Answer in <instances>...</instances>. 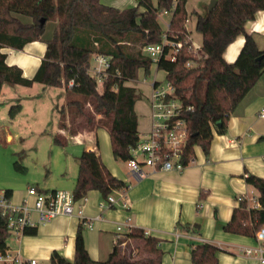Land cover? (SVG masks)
Returning <instances> with one entry per match:
<instances>
[{"label": "trees", "instance_id": "16d2710c", "mask_svg": "<svg viewBox=\"0 0 264 264\" xmlns=\"http://www.w3.org/2000/svg\"><path fill=\"white\" fill-rule=\"evenodd\" d=\"M136 1L135 7L121 10L104 5L102 0H0V95L5 84L32 87L39 83L64 88L67 101L60 112L61 128L66 127L65 117H69L70 123H79L82 118L81 124L90 131L105 129L115 160L128 162L132 158L131 148L140 135L135 110L139 97L137 90L127 83L137 81L141 70L146 75L150 73L153 60L144 54L143 48L162 42L165 31L159 18L171 12L179 0H157L156 4L154 0ZM260 11L264 12V0H217L211 12L197 18V31L204 34L202 49L208 56L203 66L184 68L190 59L184 54L176 63L166 59L159 63V69L169 71L168 80L175 85L177 94L194 106L186 116L187 164L194 158L195 146L209 155L214 131L227 132L229 118L264 74V51L245 28L248 22L256 20ZM48 23H55V29L51 39L44 42ZM175 36L184 39V25L176 24L169 37ZM239 36L245 37V44L237 60L228 63L224 59L225 51ZM34 42H44L46 50L33 77L27 78L20 67L7 63L8 54L3 50L21 51ZM93 54L106 55L113 60L111 77L102 91L88 73ZM71 81L74 85L69 87ZM86 104L91 105V112L85 109ZM21 110V105L12 106L10 117L15 118ZM61 139L56 135L55 144L63 145ZM78 164V178L72 192L75 201L94 190L107 199L115 191L128 189V184L112 175L97 151H84ZM16 167L25 170L18 164ZM246 183L258 192L260 207L253 209L247 199H241L231 221L223 225V231L256 237L264 226V179L248 175ZM8 194L11 195V191ZM205 198L206 194H202L200 202ZM200 207L199 204L198 211ZM176 230L190 236L200 234L198 224L177 223ZM83 232L84 226L80 224L74 262L54 251L50 264L91 262ZM36 234V230L26 233ZM10 236L6 219L0 217V253L8 251ZM124 242L128 243L123 248ZM160 243V239L133 229L119 239L102 264H162L164 253ZM219 251L220 248L212 243L193 245L191 261L193 264H219Z\"/></svg>", "mask_w": 264, "mask_h": 264}, {"label": "crops", "instance_id": "0c3cea01", "mask_svg": "<svg viewBox=\"0 0 264 264\" xmlns=\"http://www.w3.org/2000/svg\"><path fill=\"white\" fill-rule=\"evenodd\" d=\"M180 1L177 3L181 5ZM177 6L175 3L173 20L177 17ZM182 6L185 8L184 4ZM245 28L253 36L264 34V12H258L256 20L248 22ZM41 43H30L21 51L5 48L7 63L20 67L25 77H33L46 50V44ZM244 44L245 37L239 36L225 51L224 59L234 63ZM129 83L127 85L130 86ZM263 108L264 74L229 118L227 132L218 134L214 131L208 156L200 146H195L194 158L183 171L152 172L144 168V175L132 173L128 162L115 160L110 136L105 129L90 131L83 126L84 129L78 132L73 128L74 123L66 122L67 117L66 127L61 128L59 115L54 135L62 138L63 145L55 144V136L51 142L61 147L64 155L46 159L42 163L44 174L41 181H34L32 186L36 185L45 192L72 193L79 173V157L84 151H97L112 175L128 184V189L111 194L116 204L109 209L100 208L108 198L99 191H90L81 203L83 219L59 217L35 229L37 234L34 236L16 237L18 246L14 250L8 247V251L13 255L20 253L25 259H36L39 264L49 262L56 251L74 262L77 229L83 224L85 247L91 261L105 262L114 250L117 236L121 234L124 237L131 230L138 229L161 240L162 264H193L192 246L203 242L220 248L217 254L219 264H260L259 255L245 253L247 249L259 246L256 237L227 233L223 231V225L231 221L241 199H247L249 204L252 198L257 199L258 192L246 183V177L252 175L264 179V119L258 118ZM149 110L148 119L137 114L140 137L146 136L151 129L150 98ZM32 186L24 188L0 183V190L11 191L12 201L20 204ZM202 194H206V198L200 202ZM124 203L128 207H123ZM177 223L198 224L200 234L190 236L178 232ZM118 228H121L120 233ZM128 241L131 242L130 239ZM124 243L123 248L128 242ZM260 245L264 255V243Z\"/></svg>", "mask_w": 264, "mask_h": 264}, {"label": "built area", "instance_id": "2783aa9c", "mask_svg": "<svg viewBox=\"0 0 264 264\" xmlns=\"http://www.w3.org/2000/svg\"><path fill=\"white\" fill-rule=\"evenodd\" d=\"M176 17L168 23L167 30L163 34V40L157 45H148L143 48L144 54L153 60V65L158 71L165 75L164 79H155L151 84L152 93L150 96L151 106V129L144 136L139 137L137 144L131 148L132 158L128 161L132 173L144 175V168L152 172L183 171L188 165L185 162L188 147V124L186 116L194 110V106L186 103L178 94L176 87L168 80L169 71L159 69V63L166 59L176 63L180 55L189 56L190 59L184 64L186 69H194L203 66L207 54L203 51L202 45L198 46L188 36L179 39L177 36L171 39L169 35L174 32L178 22ZM189 22V20H186ZM152 65V66H153ZM113 60L109 56L93 54L91 57L88 73L96 82L98 89L103 87L111 77ZM74 84L71 81L69 87ZM115 86L114 90L117 91ZM258 118L264 119V108L258 113ZM80 201H75L71 192L67 191H42L39 187H29L26 197L20 204H15L8 192L0 190V217L5 218L7 229L10 235L17 238L24 237L28 231L35 230L43 224L50 223L59 217L84 218L83 206ZM116 200L109 196L107 202L100 204L101 209H109ZM250 206L253 209L260 207L256 198L251 199ZM123 207H128L127 203ZM121 228H118L120 233ZM148 235V233H145ZM123 236L119 234L116 244ZM256 240L259 246L256 249H247V255H259L260 264H264L263 248L264 226L257 232ZM125 243H122L124 246ZM0 264H39L36 259H25L20 253L11 254L9 251L0 253ZM88 264H102L91 261Z\"/></svg>", "mask_w": 264, "mask_h": 264}, {"label": "rangeland", "instance_id": "374dc122", "mask_svg": "<svg viewBox=\"0 0 264 264\" xmlns=\"http://www.w3.org/2000/svg\"><path fill=\"white\" fill-rule=\"evenodd\" d=\"M154 2L156 4L157 0ZM210 2L211 0H181V5L176 2V6L179 4L176 10L179 19L177 24L186 26L188 36L198 46L202 45L204 34L197 31V18L199 15L206 14ZM102 3L106 6L127 9L134 7L137 1L102 0ZM175 9L174 7L171 12L159 18L164 31L167 30L166 25L175 17ZM140 10L143 11L141 8ZM22 19L25 22L30 21L28 18ZM52 28H55V23H48L43 41L46 42L52 37ZM253 38L257 46L264 50V34L256 33ZM156 78L164 79L165 75L153 65L148 75L140 71L138 80L129 83L137 90L139 98L136 112L141 118H150L151 88L149 85ZM102 89L103 87H99V91ZM66 101L67 93L63 88L48 87L39 83H35L32 87L5 84L3 93L0 95V183L24 188L28 185L32 186L34 181H41V176L44 174L42 163L46 159L64 155L61 147L54 145L51 141L55 136L61 107L66 104ZM14 105H21L22 110L15 118H11L10 109ZM85 109L91 112V105L86 104ZM81 119L79 118V123L73 124V128L78 132L84 129L80 122ZM66 122L71 124L69 117ZM17 164L25 170H18ZM18 243L15 235H11L7 240V245L11 250H14ZM43 264H50V262Z\"/></svg>", "mask_w": 264, "mask_h": 264}, {"label": "water", "instance_id": "95a60500", "mask_svg": "<svg viewBox=\"0 0 264 264\" xmlns=\"http://www.w3.org/2000/svg\"><path fill=\"white\" fill-rule=\"evenodd\" d=\"M217 4V0H211L209 6H208V12H211L215 5ZM42 24H45V21H42Z\"/></svg>", "mask_w": 264, "mask_h": 264}]
</instances>
